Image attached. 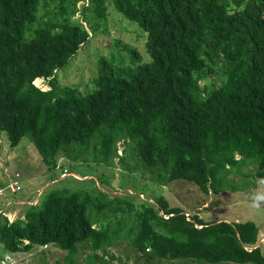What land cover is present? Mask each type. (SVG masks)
<instances>
[{
	"label": "trees",
	"instance_id": "trees-1",
	"mask_svg": "<svg viewBox=\"0 0 264 264\" xmlns=\"http://www.w3.org/2000/svg\"><path fill=\"white\" fill-rule=\"evenodd\" d=\"M79 1L0 0V133L12 148L26 137L53 171L60 154L70 164L88 165L89 155L101 166L123 164L117 143H131L136 162L126 172L140 166L157 186L182 180L204 194L244 190L228 176L248 164L264 179V0H89L82 12L99 25L105 4L136 24L149 59L129 50L137 63L100 60L85 92L56 76L89 40L70 20ZM38 79L49 89L37 88ZM96 194L54 188L23 219L0 213V260L52 245L66 252L63 264H106L96 253L127 239L166 261L264 264L253 222L187 217L163 196L136 210L130 199ZM79 247L89 252L82 262Z\"/></svg>",
	"mask_w": 264,
	"mask_h": 264
},
{
	"label": "rangeland",
	"instance_id": "rangeland-1",
	"mask_svg": "<svg viewBox=\"0 0 264 264\" xmlns=\"http://www.w3.org/2000/svg\"><path fill=\"white\" fill-rule=\"evenodd\" d=\"M88 1L76 3L77 12L70 20L80 24L89 32V40L78 50L68 67L56 73L62 86L77 89L79 92L88 91L93 87V80L98 76L99 61L102 59L112 60L116 66L121 64V59L116 57L118 55L123 59L125 66L131 65L132 60L137 63V60L130 56L129 50H134L142 62L149 59L144 49L145 33L136 24L128 22L105 4L106 20L103 25H99L94 21L91 11L85 14L82 12ZM47 11L51 13V17L54 15L51 5H48ZM84 17L87 18L86 21ZM203 83L205 82H201V85ZM216 83L218 81L214 82ZM33 84L41 90L49 89L44 79L34 81ZM131 148V143L127 146H124L122 141L117 143L118 155H125L123 164L115 159L111 164L101 166L94 164L91 155L86 159L91 165L83 164L80 158L78 162L70 164L69 159L60 154L55 170L48 171L37 150L26 137L12 148L5 135L0 133V213H3L9 222L23 219L26 206L39 204L49 190L63 187L83 188L93 191L95 195L99 191L103 194L101 197L103 200L114 197L130 199L136 210L142 204L156 207L152 200L163 196L170 207H180L189 217L196 215L206 222L226 221L242 224L246 221L253 222L259 230L255 247L257 246L264 256V205L259 211L253 207L255 195L264 191V185L259 183L264 179L254 178L255 165L248 164L239 173L228 176L231 186L243 183L244 190L233 192L227 189L218 195L211 192L204 194L195 184L182 180L157 186L151 182L149 174L140 166L134 173L126 172L124 169L132 168L136 162L132 158V152L130 153ZM245 174L251 175V178H244ZM17 186L19 189L11 193V190ZM103 213L107 214V210ZM77 252L78 262L84 261L89 254L81 247ZM96 254L102 257L106 264H197L198 262L194 259L166 261L153 255L143 254L133 250L127 239H118ZM65 255L66 252L52 245L34 246L26 253H3L0 264H63Z\"/></svg>",
	"mask_w": 264,
	"mask_h": 264
},
{
	"label": "clouds",
	"instance_id": "clouds-1",
	"mask_svg": "<svg viewBox=\"0 0 264 264\" xmlns=\"http://www.w3.org/2000/svg\"><path fill=\"white\" fill-rule=\"evenodd\" d=\"M261 185H264V180L259 182ZM262 205H264V191H261L255 195L253 198V207L258 211L262 210Z\"/></svg>",
	"mask_w": 264,
	"mask_h": 264
},
{
	"label": "built area",
	"instance_id": "built-area-1",
	"mask_svg": "<svg viewBox=\"0 0 264 264\" xmlns=\"http://www.w3.org/2000/svg\"><path fill=\"white\" fill-rule=\"evenodd\" d=\"M19 188H18V186L17 187H15V189H12L11 190V193H15L17 190H18ZM186 216L188 217V215L186 214Z\"/></svg>",
	"mask_w": 264,
	"mask_h": 264
},
{
	"label": "bare ground",
	"instance_id": "bare-ground-1",
	"mask_svg": "<svg viewBox=\"0 0 264 264\" xmlns=\"http://www.w3.org/2000/svg\"><path fill=\"white\" fill-rule=\"evenodd\" d=\"M38 80H41V79H38ZM38 80H35V81L37 82Z\"/></svg>",
	"mask_w": 264,
	"mask_h": 264
}]
</instances>
